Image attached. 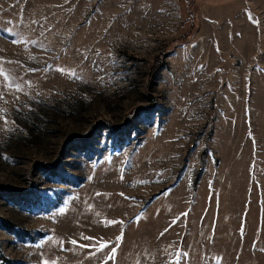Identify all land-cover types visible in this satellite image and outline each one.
I'll list each match as a JSON object with an SVG mask.
<instances>
[{
  "label": "rangeland",
  "instance_id": "rangeland-1",
  "mask_svg": "<svg viewBox=\"0 0 264 264\" xmlns=\"http://www.w3.org/2000/svg\"><path fill=\"white\" fill-rule=\"evenodd\" d=\"M0 186V264H264V0H0Z\"/></svg>",
  "mask_w": 264,
  "mask_h": 264
},
{
  "label": "trees",
  "instance_id": "trees-1",
  "mask_svg": "<svg viewBox=\"0 0 264 264\" xmlns=\"http://www.w3.org/2000/svg\"><path fill=\"white\" fill-rule=\"evenodd\" d=\"M150 109V108H149ZM147 108H145V113H151L153 110H149ZM152 109V108H151ZM127 123H130V119H127ZM102 126L106 127L107 129H111L110 131L113 132V135H119L121 133H123L124 130V126H114L111 125L110 123H103L101 124ZM74 141H77V145L81 148H84L87 150L88 152V140L87 137H80V138H76L73 139ZM43 169L44 172L48 175L49 179H54V180H58V181H62V182H67V183H71V184H75V181L73 178H71V176L67 175V173H65L64 171H62L61 169H59L58 166L53 165V164H43ZM0 190H3L4 192H7L9 195H13L14 197H18V192L14 191L13 188H9V187H5V186H0ZM30 197H25L23 198L25 201L28 200ZM32 202V198H30V200ZM0 227L6 229L7 231L15 234L16 236L19 237H25L28 236V233H23L20 232V230L11 222H9L8 220L5 219H0ZM0 260L4 263L6 262V259H4L3 256L0 255ZM9 263H11L9 261Z\"/></svg>",
  "mask_w": 264,
  "mask_h": 264
},
{
  "label": "crops",
  "instance_id": "crops-1",
  "mask_svg": "<svg viewBox=\"0 0 264 264\" xmlns=\"http://www.w3.org/2000/svg\"><path fill=\"white\" fill-rule=\"evenodd\" d=\"M222 1H224V0H208L209 3H214V2H216V3H220V2H222Z\"/></svg>",
  "mask_w": 264,
  "mask_h": 264
},
{
  "label": "snow or ice",
  "instance_id": "snow-or-ice-1",
  "mask_svg": "<svg viewBox=\"0 0 264 264\" xmlns=\"http://www.w3.org/2000/svg\"><path fill=\"white\" fill-rule=\"evenodd\" d=\"M61 71H63V70H61ZM114 223V222H113ZM105 246H107V245H105ZM111 258V257H110ZM46 264H47V262H46Z\"/></svg>",
  "mask_w": 264,
  "mask_h": 264
}]
</instances>
